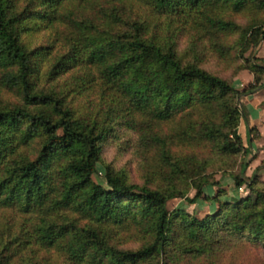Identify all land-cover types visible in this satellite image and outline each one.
Returning <instances> with one entry per match:
<instances>
[{
	"label": "trees",
	"instance_id": "obj_1",
	"mask_svg": "<svg viewBox=\"0 0 264 264\" xmlns=\"http://www.w3.org/2000/svg\"><path fill=\"white\" fill-rule=\"evenodd\" d=\"M262 42L264 0H0V264L264 257V183L238 132ZM210 61L253 79L237 89ZM109 142L138 181L105 161ZM225 175L250 194H207Z\"/></svg>",
	"mask_w": 264,
	"mask_h": 264
},
{
	"label": "rangeland",
	"instance_id": "obj_2",
	"mask_svg": "<svg viewBox=\"0 0 264 264\" xmlns=\"http://www.w3.org/2000/svg\"><path fill=\"white\" fill-rule=\"evenodd\" d=\"M254 56L260 58L264 56V42L254 50ZM208 68L218 71L223 77L232 81V84L237 89H242L249 82L252 81L253 75L246 69L236 68V64L228 65L226 68L221 64L217 65L210 61L205 64ZM237 70V71H235ZM264 100V90H259L258 92L251 95H244L240 98L241 105H243L246 110V117H242L239 123L238 132L242 138L244 145L250 146L251 154L248 156L249 165L245 171V176L250 177L253 174H258L259 180L264 183V167H262V161L264 160V107L262 102ZM254 128V136L251 141V145H248L247 141V128ZM118 148L116 147V142H109L105 151V161L115 163L117 166H128L131 169L129 176L134 180L138 181V173L133 169L134 154L133 150L118 156ZM131 154V155H130ZM131 159V160H130ZM240 157L237 158L236 163L239 162ZM229 166V164H227ZM236 165L234 167L229 166L227 171L236 172ZM235 168V169H234ZM97 173L93 175L95 182L104 183L103 180V165L97 164ZM205 191L209 195H214L219 193V198L224 199L231 196H247L250 194L246 187H234L231 177L222 176L219 185L215 187H206ZM192 196V192L189 197ZM253 197V195H252ZM169 210L175 208H181L186 213L193 215L197 218H202L205 214L212 211L216 204L210 203L209 201L198 199L195 203H188L184 199H172L167 203ZM131 246V245H130ZM230 252V251H229ZM226 255V254H225ZM223 264H228V262H223ZM235 264H264V257L260 252H252L251 254L244 253L235 258Z\"/></svg>",
	"mask_w": 264,
	"mask_h": 264
}]
</instances>
